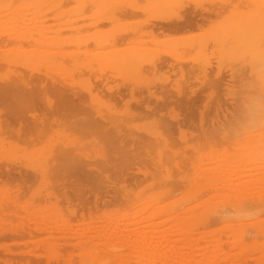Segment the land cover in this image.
<instances>
[{"label": "bare ground", "instance_id": "6f19581e", "mask_svg": "<svg viewBox=\"0 0 264 264\" xmlns=\"http://www.w3.org/2000/svg\"><path fill=\"white\" fill-rule=\"evenodd\" d=\"M87 5L93 9V16H97L79 22L80 12ZM138 14L143 16L139 21L135 18V21L130 19L133 24H121V16ZM50 20L53 22L49 23ZM104 21L109 26L96 28ZM90 26L89 31L81 33L80 29ZM9 44L13 46L8 47ZM0 45L8 47L0 48V67L6 69L5 74H0L1 141L3 137H12L25 142L24 146L37 144V140L48 137V130L55 124L58 127L51 136L60 133L65 137L59 142L55 139L57 142H51L47 150L24 158L0 151V223L10 222L5 227L0 224V248L10 256L0 260L5 264H41L37 259L41 254L34 253L30 247L13 251L8 246L28 243L35 246L54 237L74 238V242L62 240L59 244L85 248L84 252L88 251L86 255L94 258L95 264H128L129 260L144 264L147 257L142 254L152 250L156 253L155 249L167 252L169 247H176V251L173 249L176 259L173 257L171 262L168 257L170 261L165 263L160 259L162 264H219L220 260H228L229 244L224 240L221 243L220 239H214L213 247L208 240L199 243L200 238L194 235L192 243L184 241V245L177 246L175 241L189 234L192 237L202 230L201 226L221 220L226 210L264 208V129L249 131L233 127L238 135L222 132L224 128L218 130L224 126L219 117L222 103L210 104L207 98L199 106L196 99H202L200 91L188 85V81L199 77L210 87L223 80L227 72L240 80L249 77V89L253 87L256 95L264 94V0H0ZM155 73L160 76L154 77ZM170 73L177 76L169 79ZM75 74L86 76L78 81ZM153 78L160 84H151ZM113 79H116L114 84ZM126 93L130 98H125ZM238 101L230 122L239 112ZM119 105L124 107L122 115L110 112L116 106L119 109ZM162 108L168 111L166 115ZM150 117L154 120L143 126L139 122V126L134 124L136 119ZM65 130L76 133L74 138H69L70 132ZM186 132L189 137L195 134L199 141L188 143ZM86 134L93 136L101 148L96 150L89 145L92 140L88 142L90 147H86L87 138H83ZM178 141L183 143L182 149L175 148ZM203 143L209 150L200 152L197 147ZM215 143L221 145V150L211 147ZM187 147L192 156L186 153ZM85 149L93 150V155ZM9 163L17 167H10ZM151 169L153 172L156 169L159 176L156 182L161 189L155 192L151 188L152 193L147 194L141 189L133 191L140 183L138 174L144 177L153 174ZM171 169L177 172L175 176ZM35 180L44 182L45 186L42 191L31 192L38 197L41 194L43 198H55L48 207L56 205L57 216L51 211L49 217L53 212L52 216L61 221L62 227L53 226V220L50 224L46 222L47 216L39 221L35 216H24L21 220L18 210H24L26 215H35L36 211H30L33 203L25 207L16 198L23 192L22 187L28 189ZM177 180L185 181V193L166 200L168 203L158 202L177 186ZM213 191L223 194L225 200L216 203ZM118 199L134 204L129 215H121L126 220L114 217V221L106 220L107 223L103 219L105 225H100L98 220V225H88L89 232L71 227L87 220L84 215L90 208ZM58 200L65 203L66 216L56 204ZM69 216H74L76 222H71ZM134 217H140L139 222L138 219L134 222ZM13 218H19L18 223L11 224ZM166 218L174 220L175 224L169 223L176 226L163 234L156 227L170 221ZM236 224L237 233L232 240L226 239L232 245H240L247 237L254 240L255 236L264 235L262 215ZM53 230L60 235H53ZM39 231L47 235L33 238ZM119 242L124 244L123 250L130 246L127 248L130 251L136 246L145 253L135 247L137 252L132 250L128 256L137 259H127L125 253L129 251H123L122 256ZM220 243H226L227 247ZM117 246L118 254L113 253ZM159 253L156 255L160 256ZM47 257L42 264L51 260ZM211 257L214 261H210ZM247 258L246 254L240 255L235 264H246ZM55 261L60 264L58 259Z\"/></svg>", "mask_w": 264, "mask_h": 264}, {"label": "rangeland", "instance_id": "374dc122", "mask_svg": "<svg viewBox=\"0 0 264 264\" xmlns=\"http://www.w3.org/2000/svg\"><path fill=\"white\" fill-rule=\"evenodd\" d=\"M28 1H32V0H28ZM88 6V5H87ZM87 6H85L86 8H84L83 7V11L82 12H80V14H82V18H80L79 19V22H87L88 20H90V18L92 19L93 17L95 18V15L93 16V14H94V12H93V9H91L89 6L87 7ZM65 7H69V5L68 6H65ZM85 9V10H84ZM90 10V11H89ZM92 10V11H91ZM87 12V13H86ZM91 12V13H90ZM93 12V13H92ZM84 13H86V15H88V16H86V15H84ZM96 13V12H95ZM90 15V16H89ZM93 16V17H92ZM97 16V15H96ZM125 17V18H124ZM87 18V19H86ZM135 18H136V21H139L141 18H143V16L142 15H140V14H138V15H127V16H121V18H120V21H121V24H124V25H126V24H133L134 23V21H135ZM140 18V19H139ZM128 19V20H127ZM130 19H133L132 20V22L130 21ZM126 21H128V22H126ZM53 21H49V23H52ZM100 25V26H99ZM109 26V24H108V22H106V21H104V22H101V24L99 23L97 26H96V28H105V27H107V26ZM92 27L90 26V27H83L82 29H80V31H81V33H84V32H87V31H89L90 29H91ZM88 29V30H87ZM85 30V31H84ZM185 31H183V32H176V33H174L175 35L177 34H182V33H184ZM5 46V47H4ZM13 45L11 44H9L8 45V47H12ZM89 47H91V45H88ZM2 47H4V48H6L7 47V45H0V48H2ZM7 47V48H8ZM3 49V48H2ZM3 50H5V49H3ZM1 53V52H0ZM2 69V70H1ZM5 68H1L0 67V74H5ZM174 73V72H173ZM173 73H170L169 74V79H173V78H175L176 76H175V74H173ZM147 74H149V73H147ZM86 75H80V74H78L77 76H76V74L74 75V77H76L77 79H78V81H80V80H82L81 78H83V77H85ZM150 77H153V75H149ZM158 76H160L159 75V73H155V76L154 77H158ZM117 79V78H116ZM116 79H113L112 80V82H113V84L114 83H116ZM248 79V80H247ZM93 82H94V79L92 78L91 79ZM119 80V81H118ZM153 82H151V84L152 83H154L155 84V86H157L158 84H160V82H159V80L156 78H153V80H152ZM249 81H251V79L249 78V77H246L245 76V79H243V80H240L238 77H235V76H232V75H229L227 72H225L224 74H223V80H221L220 82H218V83H214V84H211V86L210 87H207L208 86V84L207 83H205V82H203V81H201V78H191L189 81H188V85H190L191 87H193V88H195V89H197L198 91H200V94H201V98L202 99H199V98H197L196 99V101H197V103H198V105L200 106L201 105V103L202 102H204L205 101V99H207L208 98V102L210 103V104H212V103H215L216 101H218V102H220V103H222V105H223V107H222V111L220 112V114H219V117H220V119H221V121L224 123V126L222 127V128H218V130H221V129H223V131L222 132H227L228 134H231V135H234L236 132H237V129H238V127L237 126H234L235 124L233 123V121L232 122H230L231 121V119L230 118H232V113H234L235 112V107H234V105H236V103H238L239 101L238 100H241V98H243V97H246V96H252L253 94H255V92H254V89H253V87L252 88H250L249 89V87H248V85H247V82H249ZM112 82H110L111 84H112ZM117 82L118 83H120L121 81H120V79L118 78L117 79ZM142 83V82H141ZM170 83H172V82H170ZM140 84V83H139ZM144 83H142V84H140V88H143L142 86H144L143 85ZM138 87V86H137ZM254 92V93H253ZM251 94V95H250ZM256 95V94H255ZM213 97V98H212ZM125 98H130V96H129V94L128 93H126L125 94ZM202 101V102H201ZM200 102V103H199ZM129 103L131 104L132 102L131 101H129ZM119 104H123V103H119ZM121 109H120V108ZM119 109H117V106L115 107V109L113 108L112 110L110 109V112L111 113H119V114H123L124 112V107L123 106H121V105H119ZM117 109V110H116ZM102 110H104V108H102ZM105 111V110H104ZM114 111V112H113ZM161 111H164L163 112V115H166L167 114V110L165 109V108H162L161 109ZM105 113H107V112H105ZM118 115V114H117ZM154 115H157V114H154ZM196 115H197V113H196ZM197 117V116H196ZM51 118V117H50ZM154 118V117H153ZM152 117H150V118H144L143 120L142 119H136V120H134V124L136 123L137 124V126H143L147 121H152V120H154ZM196 119V118H195ZM143 122H142V121ZM56 121H59V120H56ZM140 124H139V123ZM195 122H197V119H196V121ZM231 125H230V124ZM139 124V125H138ZM216 126H217V124H216ZM58 127V125L57 124H55V125H53L49 130H48V132L50 133H48L46 136H48V137H45V139H44V137L43 138H41L40 139V141L39 140H37L36 141V143L37 144H35V142L33 143V144H31V143H26L27 144V146H24L25 145V142H23V141H20V140H18V139H14V138H12V137H3L2 139V141H1V137H0V151H5L6 150V152H9V153H13L14 155H17V156H19V157H26L28 154L30 155V156H33V155H35L36 154V152H39V150L41 151V150H47L49 147V145H50V143L52 142H57L55 139H57L58 140V142L61 140V139H64L65 137L64 136H62V135H60V133H59V135H54V136H51V132L54 130V128H57ZM233 127H235V128H237L236 129V132H235V128H233ZM185 128V127H184ZM230 128V129H229ZM233 129V130H232ZM239 130V129H238ZM65 131H68V132H70V134H69V138H74V135L76 134V133H71V131H69V130H65ZM234 132V133H233ZM194 133H195V131H194ZM199 132H197L196 134L200 137L201 135H200V133L198 134ZM233 133V134H232ZM175 134V138H176V140H178V138H177V135H178V132H176V133H174ZM192 136H190L189 137V133L188 132H186V137L189 139V141L188 140H186L188 143H194L195 141H199V140H196V136H195V134H191ZM236 135H238L237 133H236ZM50 136H51V138H50ZM61 136V137H60ZM57 137V138H56ZM88 137L90 138V140L88 139ZM91 137H93V136H91ZM88 134H86L85 136H83V138H84V140H85V143H86V147L87 146H89V145H91V146H93L96 150H98L99 148H101V145H100V143H98L96 140H94V139H92ZM193 137V138H192ZM198 137V138H199ZM12 138V139H11ZM50 138V139H49ZM61 138V139H60ZM49 139V140H48ZM60 139V140H59ZM5 140V141H4ZM43 140V141H42ZM47 140V141H46ZM92 140V141H91ZM8 141V142H7ZM42 141V142H41ZM45 141V142H44ZM93 142V143H91V142ZM23 142V143H22ZM88 142H90L89 143V145H88ZM94 142H96V143H94ZM3 143V144H2ZM5 143V144H4ZM12 143V144H11ZM15 143V144H14ZM20 143V144H19ZM45 143V144H44ZM178 144H176L175 145V148L177 149V148H179V149H182V147H183V143H181V142H177ZM181 144H182V146H181ZM34 145H36V146H34ZM195 145V144H194ZM207 144L205 143H203L202 144V147L200 146V148L199 147H197V146H195V147H197V149H200V152L202 151V152H204L206 149L207 150H209L208 148H209V146L207 145ZM7 146V147H6ZM21 146V147H20ZM29 146V147H28ZM176 146H178V147H176ZM227 146V145H226ZM6 147V148H5ZM9 147H10V149H9ZM24 149V150H22L21 151V149ZM25 147V148H24ZM27 147V148H26ZM38 147V148H37ZM46 147V148H45ZM90 147V146H89ZM92 147V148H93ZM211 147L212 148H214L215 147V150H217V149H219L220 147H221V145H219L218 143H215V145L214 144H211ZM231 148H232V146H230ZM229 147V148H230ZM230 148V149H231ZM27 149V150H26ZM228 150V152H231V150ZM15 150H16V152H15ZM30 150H31V152H30ZM37 150V151H36ZM86 151H87V149H85ZM186 150H187V154L188 155H190L191 153H192V151H190V147H187L186 148ZM220 150H221V148H220ZM21 151V152H20ZM89 151V152H88ZM88 154L89 155H93V150H89L88 149ZM15 152V153H14ZM190 153V154H189ZM206 153V152H205ZM196 153H194V155H195ZM201 154H203V153H201ZM28 155V156H29ZM197 156H198V154H196ZM195 155V156H196ZM199 155H200V153H199ZM190 156H192V155H190ZM1 166H3V165H1ZM8 166H10V167H13V168H15V167H17V166H14L13 164H11V163H9L8 164ZM133 169H135V168H133ZM154 170V172L152 171V169H151V171L153 172V174H149V175H147V176H143L142 174H138V182H140L138 185L139 186H135L134 187V190L133 191H135V190H137V189H141V190H143L144 191V193L145 194H147V193H152V189H154L155 190V192H156V190H160L161 189V187H158V182H156V180L158 181V174H157V171H156V169H153ZM172 170V169H171ZM185 170H186V172H189V165H188V167L187 168H185ZM171 172H173L174 173V176H175V174L177 173L176 171H175V169H173ZM185 172V173H186ZM191 172V171H190ZM182 174H184V173H180V175H182ZM157 176V177H156ZM140 178V179H139ZM189 179V178H188ZM188 179H187V184H189L188 183ZM177 181H179V180H177ZM35 182V183H34ZM33 183H30V186L28 187V189H27V187H22L23 189V192L21 193V194H19L18 195V198L20 197V200L18 199V198H16L17 200V202L19 203V204H23L24 203V206L26 207L27 206V204H32L33 203V206H34V209L32 208L33 206H31V210L30 209H27V210H30V211H33V213L35 212V215H33V214H31L30 215V213L28 214V215H26V212L24 213V210H18V212H19V214H20V216H21V220L23 219V217L24 216H29V217H36L37 219V221H39V218H41V217H43V216H47L49 219L51 218V220H47L48 218L46 217V220L44 219V218H41V220L42 219H44L46 222L47 221H49L48 223L50 224L51 222H53V221H55V222H53L52 224H53V226L56 224V225H59L60 227H62V225H61V221L60 220H56L57 219V213H55L56 212V209H55V211H54V208H55V206H54V204H53V206L52 207H48L49 205V203H52V202H54V197H49V198H43L42 197V195L40 194L39 195V197L38 196H35V195H33V191H34V189L36 190L37 189V191H42V189H44V182H42V181H39V180H35ZM0 184H1V182H0ZM10 184V183H9ZM33 184V185H32ZM120 185H123V183L122 182H120ZM38 187V188H37ZM164 187V186H163ZM186 187V184H185V181H182V180H180L179 181V183L177 184V186L174 188V189H172L169 193H166V194H164L163 195V197H162V199H159V201L158 202H161V203H163L164 201H166V200H170V199H173L175 196L177 197V196H179V197H181L180 195L181 194H183L182 192L184 191V193H185V188ZM30 188V189H29ZM152 188V189H151ZM39 189V190H38ZM25 190V191H24ZM180 190H181V192H180ZM32 191V192H31ZM179 191V192H178ZM154 192V191H153ZM214 192V191H213ZM213 192H211V193H213ZM210 193V192H209ZM209 193H206V195H209ZM210 193V194H211ZM219 194V195H218ZM213 193V195L215 196V197H217V201H215L216 203H220L221 202V200H223L224 199V195L223 194H221L220 195V193ZM41 196V197H40ZM107 198L109 197V199H112L110 196H106ZM167 199H166V198ZM179 197H177V198H179ZM202 197H204V196H202ZM207 197V196H206ZM213 197V196H212ZM22 198V199H21ZM28 198V199H27ZM27 199V200H26ZM198 199H201V198H198ZM212 199H215L214 197L212 198ZM220 199V201H218ZM26 200V201H25ZM36 200V201H35ZM45 200V201H44ZM225 200V199H224ZM28 201V202H27ZM59 202H56V204H58L59 206L58 207H61L60 209H62V214L64 215V216H66L67 214V211H66V209H64V207H63V205H65V203L62 201V200H58ZM107 201H109V200H107ZM106 201V203L105 204H103V205H98L96 208H94V207H92V208H90L89 209V213H87V214H85L84 215V217L88 220H85V219H83L81 222L79 221L78 223V225L77 224H72L71 225V227H73V228H75V227H79L77 230H81V229H84V230H87L88 232H89V229H87V228H90L89 226H90V224H91V227H94V225H98L99 223H100V225L102 224V225H105V223L107 222L108 223V221H106V220H109V221H111V220H113L114 221V217L116 218V219H119V217H120V219H121V221H123V220H126L125 218L123 219V217L121 216V215H123V216H127V215H129V213H130V211L131 210H133V208L132 207H134V204L133 203H130L129 201H121V200H116V201H109V202H107ZM27 202V203H26ZM114 202V203H113ZM120 202V203H119ZM195 202H197V200L195 201ZM165 203H168L167 201L165 202ZM222 203V202H221ZM119 205V206H118ZM29 205L27 206V207H30ZM104 206V207H103ZM63 207V208H62ZM221 207V206H220ZM223 207H225V206H223ZM41 208H44V209H41ZM131 208V209H130ZM96 209H97V211H96ZM227 209V208H226ZM40 210V211H39ZM122 210V211H121ZM125 210V213L123 212ZM127 210H129V212L127 211ZM51 211H53L54 213H55V217L54 216H52V214H53V212L51 213V216L49 217V215H50V212ZM22 212V213H21ZM40 212V213H39ZM88 212V211H87ZM127 212H128V214H127ZM24 213V214H23ZM46 215H45V214ZM48 213V214H47ZM97 214V215H96ZM100 214V215H99ZM23 215V216H22ZM38 215V216H37ZM40 215V216H39ZM54 215V214H53ZM95 215L97 216V217H95ZM107 215V216H106ZM263 217H264V214H261ZM110 216V217H109ZM113 216V217H112ZM138 216H140V215H138ZM70 217V219L72 220H70L71 222H73V223H75L76 221L75 220H77V219H75V217L73 216V217H71V216H69ZM88 217V218H87ZM137 217V216H136ZM136 217H134L135 219V221L134 222H136L137 221V219L138 218H136ZM167 217V216H166ZM55 220H54V219ZM93 218V220H91ZM99 218V219H98ZM142 218V217H141ZM160 218H162V217H160ZM159 218V220H162V219H160ZM165 218V216L163 217V219ZM17 219V218H16ZM106 221H104V220ZM131 219V218H130ZM130 219H129V221H130ZM167 219V218H166ZM17 220H19V218L17 219ZM17 220H15L14 218L12 219V221H11V224L12 223H18V221ZM24 220V219H23ZM53 220V221H52ZM98 220H99V223H98ZM102 222H101V221ZM139 220H140V217H139V219H138V222H139ZM165 220V219H164ZM167 220H170V219H167ZM58 221V222H57ZM115 221H120V220H115ZM131 221H133V220H131ZM60 222V223H59ZM94 222V223H93ZM128 222V221H127ZM169 222H171V220L170 221H165V222H163V223H161V224H159L158 225V227H156V229H159L160 230V232H162L163 234H167V233H169L170 232V230L172 229L173 230V228H175V226L174 227H172L173 226V224L172 225H170V223ZM177 222V221H176ZM14 223V224H15ZM43 223V222H42ZM89 223V224H88ZM106 223V224H107ZM171 223H174V220H173V222H171ZM223 223V224H222ZM237 223V221H230L229 223L228 222H222V220H213L212 222H210L209 224H207V225H203V226H201V228H202V230H201V228L199 227L198 229L199 230H201V231H196L195 233H193L192 234V237L190 236L191 234H189V236L187 235V236H184V238L183 237H181L182 239H178V240H176L175 241V244L178 246V245H181L182 243H184V241L185 242H187V243H192L191 242V240L192 241H194V237H196L197 239L198 238H200V239H196L195 238V240H197L199 243L201 242H203V243H205V241L206 240H208L209 242L211 241L212 243H213V240L215 239H220L222 242L221 243H223V240H224V242H227L229 245H228V247H227V244L225 243V245L224 244H221L222 246L224 245V247L226 248L227 247V251H229L230 253H228V255H227V257H228V260H226V261H224V260H220L221 262H226L227 264H228V262H230L229 264H235V263H237V261H238V259H239V256L240 255H243V254H246V255H248V257L249 258H247L246 259V264H264V235H257V236H255L254 237V240L252 239V238H250V237H247V238H245L242 242L240 241V245H232L231 243H232V239L231 238H233V235L234 234H236L237 233V231H235V229H236V227H235V225H237L236 224ZM239 223V222H238ZM2 226H4L5 227V224H6V226L7 225H10V222L9 223H5V224H3V223H0ZM31 223L29 222L28 223V225H30ZM175 224V223H174ZM89 225V226H88ZM123 225V224H122ZM122 225H121V227H122ZM30 226H33L34 227V224L32 223ZM132 226V228H135V227H137V225H135V227H133V225H131ZM131 226H129L130 228H131ZM139 226V225H138ZM123 227H124V225H123ZM162 227H163V229H162ZM214 227V228H213ZM131 228V229H132ZM207 230H206V229ZM211 228V229H210ZM148 229V228H147ZM146 229V230H147ZM150 229V228H149ZM152 229V228H151ZM155 230V229H154ZM153 230V232H155ZM171 230V231H172ZM197 230V229H196ZM221 231H222V234H221ZM43 231H39V232H35V236H33V238H37V237H41V236H45L44 234H46V233H42ZM158 232V231H157ZM156 232V233H157ZM218 232V233H217ZM229 232V233H228ZM235 232V233H234ZM42 233V234H41ZM52 233H53V235H60V233L58 232V231H52ZM151 234H152V231L150 232ZM155 233V234H156ZM202 233V234H201ZM154 234V233H153ZM227 234H229V236H227ZM47 235V234H46ZM193 235H194V237H193ZM196 235V236H195ZM199 235H201V236H199ZM181 236H183V235H181ZM207 236V237H206ZM210 236V237H209ZM223 236H225V237H223ZM178 237H179V235H178ZM205 237H206V239H205ZM24 238H28V236L27 235H24ZM208 238V239H207ZM54 240V242H52L53 240ZM48 238L46 241H44V240H42V241H39V242H37V244L34 246L32 243H28L27 245H22V244H17V245H15V244H10L8 247H10V249L11 250H16V251H18V250H27L29 247H30V250H32L34 253H36V254H41V255H39L38 257H37V259H38V262H40L41 264L43 263V262H45V260H46V255H48L49 257H47V258H49L48 260H50V261H48V263L47 264H50L51 262V264H53V263H57L55 260L56 259H58L59 260V263L61 264H95V261L93 260V259H91V257H88L87 255H86V253L88 252H84V251H86V249L85 248H81V250H80V248L79 247H77V246H73V247H71L72 245H69V244H59V243H61L62 242V240H64V241H69V242H74V238H64V239H62V238H60V237H54V238ZM70 239V240H69ZM187 239V240H186ZM202 239V240H201ZM226 239H231V240H227L226 241ZM256 239V240H255ZM257 239H258V241H257ZM1 240H7V241H9L8 239H1ZM59 240V241H58ZM183 240V241H182ZM58 241V242H57ZM61 241V242H60ZM179 241V242H178ZM228 241H230V243L228 242ZM42 242V243H41ZM76 242V241H75ZM41 243V244H40ZM211 243V244H212ZM252 243V244H251ZM119 244H120V249H121V245L123 244H121L120 242H119ZM174 244V245H175ZM215 243H213L212 244V247H213V245H214ZM234 244V243H233ZM250 244V245H249ZM33 245V247H34V249H33V247L31 248V246ZM44 245V246H43ZM91 249H92V246H91V244L89 243V244H87ZM124 245V244H123ZM173 245V246H174ZM175 245V246H176ZM182 245H184V244H182ZM216 245V244H215ZM233 247H232V246ZM259 245V246H258ZM53 247V248H52ZM71 247V248H70ZM76 249H75V248ZM88 247V248H89ZM114 247V246H113ZM116 247V246H115ZM124 247V246H123ZM126 247V246H125ZM125 247H124V249H125ZM130 247V246H129ZM129 247H126V249L128 248L129 249ZM136 247V246H135ZM133 247L134 249H130V251H132V250H135V252H137L136 251V248H138V247ZM233 249H232V248ZM239 249H238V248ZM24 248V249H23ZM37 248V249H36ZM46 248V249H45ZM78 248H79V250H78ZM118 246H117V250H118ZM132 248V247H131ZM170 248H172L171 250H175L176 249V247L174 248V247H169V250H170ZM207 248H211V246H208ZM18 249V250H17ZM75 249V250H74ZM113 248H111V250H112ZM115 249V248H114ZM125 249V250H126ZM127 249V250H128ZM166 249H168V248H166ZM177 249H179L178 247H177ZM228 249H230V250H228ZM244 249V250H243ZM29 250V249H28ZM49 250V252H48V254L46 253L47 251ZM59 250H60V252H59ZM66 250V251H65ZM67 250H69L70 251V253H69V251H67ZM116 249L113 251V253L114 252H118L119 253V250L117 251ZM125 250H123V248L120 250V252H122V253H120V254H122V256H123V251L124 252H126ZM137 250H139V248L137 249ZM146 250V249H145ZM157 249H155L154 250V252H156L157 254L159 253V252H161V253H166V254H161V255H163V256H165V257H161V255H160V253H159V255L160 256H158V255H156V253H153V250L151 251L152 252V254H151V252H149L148 251V253L149 254H147V255H151L150 257L149 256H147V255H141V253H145L144 252V249H143V252L141 251V250H139V251H141V253H140V255L141 256H146L147 258H144L142 261H143V263L144 264H162V260H160V259H164L163 260V262L165 263V262H169L170 260H171V262H173V260L174 259H176L175 258V252H174V250L172 251V254H171V250L169 251H159L158 252V250L156 251ZM210 250V249H209ZM226 250V249H225ZM236 250V251H235ZM249 250L251 251V250H253V252L251 251V252H249ZM129 251V250H128ZM128 252V254H126L125 253V256L127 257L128 255H132V254H130L131 252ZM147 251V250H146ZM176 251V250H175ZM241 253H240V252ZM2 252V253H1ZM68 252V253H67ZM71 252H75V254L73 253H71ZM82 252H84L85 254H82ZM169 252H170V255H171V257H170V255H169ZM173 252H174V256H172L173 255ZM233 252V253H232ZM261 252V253H260ZM52 253V254H51ZM65 253V254H64ZM117 253V254H118ZM139 253V252H138ZM137 253V254H138ZM253 253V254H252ZM256 253H258V254H256ZM72 254V255H71ZM79 254H80V257H79ZM91 254V253H90ZM119 254V255H120ZM133 254H134V251H133ZM136 254V253H135ZM45 255V256H44ZM59 255V256H58ZM208 255H210V254H208ZM5 258H8V257H10L9 255H7V254H3V251H1V248H0V257L2 258V259H5ZM69 256V257H68ZM73 256H74V258H73ZM91 256H92V254H91ZM135 256V255H134ZM138 256V255H137ZM136 256V257H137ZM140 256V257H141ZM166 256H167V258H166ZM250 256H251V258H250ZM253 256H255V257H253ZM42 257V258H41ZM64 257V258H63ZM132 257V258H131ZM171 258L170 260H167V259H169V258ZM174 257V258H173ZM15 258H18V256H15ZM31 258H33V257H30V259ZM64 260H63V259ZM70 258V259H69ZM143 257H141V259H142ZM172 258H173V260H172ZM210 258V257H209ZM213 260H210V261H214V258L213 257H211ZM235 258V259H234ZM55 259V260H54ZM68 259V260H67ZM73 259V260H72ZM78 259H80V260H83V261H81V262H77V261H80V260H78ZM124 259V258H123ZM126 259V258H125ZM127 259H137V258H133V256H128V258ZM150 259V260H149ZM159 259V260H158ZM232 259V260H231ZM67 262H66V261ZM166 260V261H165ZM233 260H234V262H233ZM63 261V262H62ZM69 261H71L72 263H70ZM94 261V262H93ZM208 261V260H207ZM0 262L1 263H3V264H5V262H4V260H0ZM219 262V261H218ZM221 262H219V264L221 263ZM224 262H223V264H224ZM0 263V264H1ZM114 264V263H113ZM128 264H139L138 262H136V261H132L131 260V262H130V260L128 261ZM141 264V263H140Z\"/></svg>", "mask_w": 264, "mask_h": 264}, {"label": "clouds", "instance_id": "9594fccd", "mask_svg": "<svg viewBox=\"0 0 264 264\" xmlns=\"http://www.w3.org/2000/svg\"><path fill=\"white\" fill-rule=\"evenodd\" d=\"M233 123L238 128H247L249 131L264 129V94L241 98L239 112ZM261 214H264V208L226 210L221 220L222 222L250 221Z\"/></svg>", "mask_w": 264, "mask_h": 264}]
</instances>
